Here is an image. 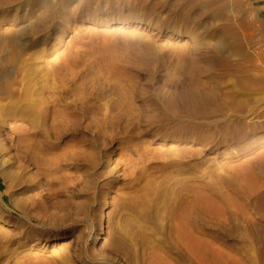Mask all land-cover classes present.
Wrapping results in <instances>:
<instances>
[{
  "label": "rangeland",
  "instance_id": "1",
  "mask_svg": "<svg viewBox=\"0 0 264 264\" xmlns=\"http://www.w3.org/2000/svg\"><path fill=\"white\" fill-rule=\"evenodd\" d=\"M0 264H264V0H0Z\"/></svg>",
  "mask_w": 264,
  "mask_h": 264
}]
</instances>
